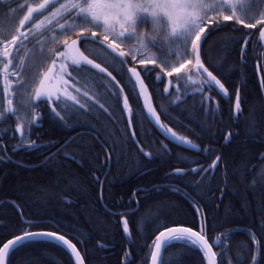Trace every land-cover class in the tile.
Listing matches in <instances>:
<instances>
[{"label": "trees", "instance_id": "16d2710c", "mask_svg": "<svg viewBox=\"0 0 264 264\" xmlns=\"http://www.w3.org/2000/svg\"><path fill=\"white\" fill-rule=\"evenodd\" d=\"M33 2L7 0V5L15 9L18 16L20 5ZM256 11L253 8L250 15ZM8 15L11 17L13 13L10 11ZM4 19L5 5L0 4V23ZM225 23L232 24L231 21ZM235 27L241 31L232 32L225 28L216 33L215 45L205 48L202 53V58L206 57L221 67L218 78L223 77L222 83L228 89L227 96L217 90L211 100L206 98L204 107L201 106L200 93L190 81H180L179 94L175 92V83L169 89L171 95L165 93L164 88L169 86L170 80L175 82L176 77H168L156 65H141L129 59L123 68L118 64L109 67L124 88V94L129 96L136 138L143 142L145 151L153 153L151 161L132 143L127 115L121 111H116L113 120L106 119V114L101 113L93 114L92 118L80 117L96 131L79 126L75 130L69 126L58 128L46 118L39 130L42 138L36 140L42 147L28 151L11 139L16 122L0 118V139L8 145L7 154L0 159V238L11 239L23 230L26 222H32V231L59 229L67 233L66 238L76 245L82 256H87L85 264H125V252L132 254L135 264H150L156 220L168 217L170 224H192L194 209L191 201L198 199L202 215L208 220L211 242L220 244V248H230L228 258L233 264H244L247 248L254 246L250 234L259 229V211L264 207V88L261 89L256 72L257 57L264 59V46L259 37L260 26L257 29ZM245 33L253 35L247 37L249 45L242 59L240 48ZM43 44L47 48L58 47L52 44L51 34L43 39ZM39 49L40 44L33 41L20 53L21 56L28 53L26 59L32 75L37 70L43 71L36 67L39 60H33ZM148 55L172 67L179 62L182 50L174 58L170 49ZM44 66H48L46 59ZM131 67H135L144 78L163 123L205 151H190L166 141L148 118H142L147 112L134 77L128 71ZM145 68L151 70L146 79ZM28 79L30 85L32 76ZM12 87L17 88L14 104H27L30 87L18 88L16 81L12 82ZM237 89L240 90L243 109L238 117L234 114ZM93 91H96L95 86ZM122 105L123 96L120 98L121 109ZM0 106L7 107L2 79ZM45 111L50 112V109ZM35 114L40 113L36 111ZM220 122L224 124L219 126ZM195 126L201 133L195 130ZM225 137L229 142H225ZM32 138H36L35 134ZM67 139L74 141L67 148L58 151V145L48 147ZM104 140L115 145L119 163L113 156L112 166L104 167L101 172L99 169L104 165L106 155L102 147ZM12 146L17 150L12 151ZM208 149L212 150L211 153L206 151ZM73 151L87 153L89 162L86 164L79 155L76 156L79 163L69 160L67 157ZM216 155L222 157L216 171L194 177L191 169L207 168ZM177 168L186 170V175H175ZM97 175L103 181V201L100 200L101 185L95 181ZM136 200H139L140 211L136 216L128 214L129 237L124 235L118 216L111 213H124L126 209L122 205L129 201L135 208ZM220 248L214 250L219 252ZM163 258L167 264H199L201 255L194 249L174 245L166 249ZM13 264H74V261L68 252L54 244L35 243L21 249L13 257Z\"/></svg>", "mask_w": 264, "mask_h": 264}, {"label": "snow or ice", "instance_id": "6c2138e0", "mask_svg": "<svg viewBox=\"0 0 264 264\" xmlns=\"http://www.w3.org/2000/svg\"><path fill=\"white\" fill-rule=\"evenodd\" d=\"M0 4L5 5V19L0 23V79L3 80V92L7 101L6 108L0 106V118L16 122L11 139L25 151L42 147L36 140L42 138L39 130L46 118L53 121L58 128L69 126L75 130L79 126L96 131L94 126L80 117L92 118L93 114L101 113L106 114V119L113 120L116 111H121L127 115V128L132 129L135 118L129 104V96L124 94V88L120 86V81L116 80L112 71H109V67L118 64L123 68L129 63V59L141 65H156L168 77H176L175 82L170 80L169 86L164 88L165 93L171 95L169 89L175 83V92L179 94L182 87L180 81H190L200 93L201 106L204 107L205 99L211 100L217 90L225 96L228 95V89L225 83H222L223 77L218 78L221 76V67L209 62L206 57L202 58L204 49L215 45V34L225 28L232 32L241 31V28H236L235 25H240L242 29H257L260 26L259 37L264 40V0H34L33 3L20 5L18 16L16 10L7 5V0H0ZM253 8L257 11L250 15ZM10 11L13 13L11 17L8 15ZM228 21L232 24L225 23ZM49 34L52 44L58 47H45L43 39ZM244 35L243 46L240 48L242 59L249 45L247 37L253 33ZM33 41L40 44L38 56L34 55L33 60L38 59L36 67L43 69L37 70L35 75H32L26 59L28 53L20 55L21 50L26 49ZM165 49L171 50L173 58L182 50L179 62L172 67L161 64L158 59L148 55ZM167 54L165 51V55ZM45 59L48 62L47 67L44 66ZM128 71L139 85V95L144 97L147 116L142 114V118H151L163 134L174 142L197 148L191 141L179 136L171 127L161 122L156 109L150 103L141 74L135 67L128 68ZM150 71L145 68V79ZM256 72L264 73V59L260 57H257ZM29 76H32L30 85ZM13 81L17 82L18 88L30 87L27 104H14L13 96L17 88L12 87ZM260 83L261 88H264V75H261ZM93 86L96 91H93ZM45 109H50V112ZM36 111L40 114H35ZM208 111H211L210 107ZM234 113H241L239 89L235 93ZM69 120L73 123L69 124ZM33 134L35 139L32 138ZM231 135L232 133H229V136ZM136 137L137 133L132 131V143L151 161L153 153L145 151L143 142ZM225 142H229L227 137ZM72 143L74 141L67 139L63 143H53L48 147L58 145L59 151ZM102 147L106 155L104 165L99 169L101 172L104 167L112 166L113 156H116V162L119 163L114 144L104 140ZM7 150V142L0 139V159L7 154ZM16 150L15 146H12V151ZM164 150L167 151L166 145ZM197 150L205 151L199 148ZM206 151L211 153L212 150ZM77 155L86 164L89 162L88 154L84 152L73 151L67 158L76 161ZM221 161L222 157L216 155L207 168H192L191 172L194 177L204 173L211 175ZM174 174L183 176L186 175V170L177 168ZM95 181L101 185L100 200L103 201V181L99 175L95 177ZM135 195L133 192V197ZM136 205L133 208L132 201H129L127 205H122L126 209L124 213H111L118 216L124 235L129 237L131 232L128 214H139V200H136ZM191 207L194 209L192 224H170L168 217L156 220V234L150 253L151 264H167L161 250L174 245L194 249L201 255L199 264H233L228 258L231 249L220 248V244L211 242V230L207 218L202 215L199 200L193 199ZM259 215V229L250 234L251 245L254 246L247 248L244 264H264V207L260 209ZM33 226L32 222H26L23 230L11 239L0 238V264H13V257L21 249L35 243L54 244L55 247L68 252L74 264H85L87 256H82L76 245L66 238L67 233L60 232L59 229L32 231ZM216 248H220V251H214ZM124 260L125 264H135L130 252L124 253Z\"/></svg>", "mask_w": 264, "mask_h": 264}, {"label": "water", "instance_id": "95a60500", "mask_svg": "<svg viewBox=\"0 0 264 264\" xmlns=\"http://www.w3.org/2000/svg\"><path fill=\"white\" fill-rule=\"evenodd\" d=\"M262 43H263V46H264V40H262ZM137 72H139L138 70H137ZM140 73V72H139ZM141 74V73H140ZM141 79H143V77H142V75H141ZM261 79V76H260V74H259V80ZM134 80H135V78H134ZM144 80V79H143ZM136 82V81H135ZM144 83H145V81H144ZM137 84V83H136ZM138 85V84H137ZM145 85H146V87H147V92H148V95H149V97H150V103L153 105V107L155 108V105H154V101H153V97H152V95H151V92H150V90H149V88H148V86H147V84L145 83ZM138 87H139V85H138ZM142 99H143V102H144V104H145V101H144V97L142 96ZM234 107H235V105H234ZM156 109V108H155ZM147 111V110H146ZM157 111V110H156ZM241 113H242V107H241ZM240 113V114H241ZM157 114H158V112H157ZM239 114V115H240ZM159 115V114H158ZM236 115V114H235ZM239 115H236L237 117L239 116ZM161 119V118H160ZM149 121H150V123L154 126V128L165 138V139H167L169 142H171V143H173V144H175V145H177V146H180V147H182V148H184V149H188V150H191V151H197L198 152V150H197V148H191V147H188V146H185V145H181V144H179V143H176V142H174L170 137H166L164 134H163V132L159 129V127L158 126H156L155 125V123H154V121H152L151 120V118H149ZM161 122H162V120H161ZM163 123V122H162ZM131 130V132L132 131H134V129L132 128V129H130ZM218 165H219V163H218ZM218 165H217V167H218ZM217 169V168H216ZM216 171V170H215ZM161 253H162V256H164V253H165V249H163L162 248V250H161ZM150 264H151V261H150Z\"/></svg>", "mask_w": 264, "mask_h": 264}, {"label": "bare ground", "instance_id": "6f19581e", "mask_svg": "<svg viewBox=\"0 0 264 264\" xmlns=\"http://www.w3.org/2000/svg\"><path fill=\"white\" fill-rule=\"evenodd\" d=\"M260 86H261V83H260ZM261 89H263V88H261ZM234 114H235V113H234ZM222 124H224V123H223V122H220V123H219V126L222 125ZM223 127H225V126L223 125L222 128H223ZM201 128H202V127H201ZM202 129H205V128H202ZM195 130L198 131L199 133H201V132H200V128H199L198 126H195ZM205 130H206V129H205ZM173 131H174V130H173ZM193 134H197V133H193ZM215 137H216V136H215ZM197 147H198V146H197ZM198 148H199V147H198ZM199 149H201V148H199ZM190 151H191V150H190ZM194 152H197V151H194ZM198 152H199V151H198ZM165 251H166V250H165ZM214 251H215V250H214Z\"/></svg>", "mask_w": 264, "mask_h": 264}, {"label": "flooded vegetation", "instance_id": "af4514ba", "mask_svg": "<svg viewBox=\"0 0 264 264\" xmlns=\"http://www.w3.org/2000/svg\"><path fill=\"white\" fill-rule=\"evenodd\" d=\"M259 76V75H258ZM153 97V96H152ZM164 138V137H163ZM165 139V138H164ZM166 141H168L167 139H165ZM188 140V139H187ZM169 142V141H168ZM171 143V142H170ZM192 143V142H191ZM173 144V143H172ZM192 144H194V143H192ZM175 145V144H174ZM197 146V145H196ZM180 147V146H179ZM200 152V151H199Z\"/></svg>", "mask_w": 264, "mask_h": 264}]
</instances>
